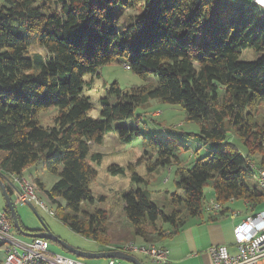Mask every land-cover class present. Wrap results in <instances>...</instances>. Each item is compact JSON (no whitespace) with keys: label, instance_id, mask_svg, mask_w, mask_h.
Here are the masks:
<instances>
[{"label":"trees","instance_id":"16d2710c","mask_svg":"<svg viewBox=\"0 0 264 264\" xmlns=\"http://www.w3.org/2000/svg\"><path fill=\"white\" fill-rule=\"evenodd\" d=\"M127 10L138 13L122 22ZM32 45L42 51L30 52ZM245 52L255 59H245ZM119 58L142 80L156 83L126 89L112 83L99 100V118H92L83 77ZM149 100L180 105L198 132L169 127L162 137L144 127L135 112ZM257 101H264V10L250 1L0 0V177L20 176L42 163L57 177L47 189L34 177L56 205L54 218L100 251L119 247H107L106 210L84 207L94 203L89 184L97 172L89 161L101 160L91 145L115 129L124 143L140 139L165 168L178 161L176 151L190 150L191 140L216 147L174 169L168 210L143 187L121 194L123 214L143 241L150 234L144 227L152 231L161 222L166 229L157 227L153 236H170L211 203L221 207L209 212L211 218L235 200L246 202L253 216L264 206V192L248 183L255 169H264V126L251 123L248 114ZM51 108L53 125H41L39 114ZM129 120V126H113ZM256 151L259 159L252 156ZM109 171L123 174L124 168ZM131 179L141 182L134 174ZM207 185L213 193L208 203ZM3 211L12 222L6 205Z\"/></svg>","mask_w":264,"mask_h":264},{"label":"rangeland","instance_id":"374dc122","mask_svg":"<svg viewBox=\"0 0 264 264\" xmlns=\"http://www.w3.org/2000/svg\"><path fill=\"white\" fill-rule=\"evenodd\" d=\"M137 13L138 11L136 10L123 11L120 13V19L122 22L127 21L130 15L133 16ZM36 51L42 50L37 45H32L30 47V52ZM243 57L245 59L252 60L255 59V54H253L252 52H245L243 54ZM123 62L124 60L122 58H119L113 63L101 66L95 74L85 75L83 77L82 94L88 97L91 102V108L88 111V115L92 118H99V100L100 98L106 96L105 90L112 83L116 82L118 86L122 89H126L131 85H139L146 81L156 83V80L153 78L148 80H142L139 76L131 72L129 70V66ZM248 112L249 121L251 123H256L257 126H264V101L254 102L252 105L249 106ZM55 114V108H51L41 112L39 114V120L41 125H53V116ZM135 114L139 120L144 119V122H146V125L144 127L149 129H155V131L158 133V136L164 137L163 129L169 127H175L174 129H181L185 132H198L197 126L194 125V123L192 124L186 120L184 111L180 107V105H169L159 102L157 100H149L145 105L137 108ZM131 122V120L124 122H115L113 123V126H129ZM232 136L233 139L235 138L236 141L237 137L234 136V134H232ZM191 142L192 144L190 150L186 151L180 149L179 151H176L175 154L177 155L178 161L173 162L170 166L166 168L157 165L156 154L140 139H133L130 143H124L118 139V134L115 132V129L106 132L100 144L91 145L92 151L101 154V160L99 164L89 161L97 172L96 177L89 184V189L91 191V195L94 198V203L85 205L84 207L89 210H92L95 207L106 210L108 214V231L106 237L108 241L107 247H124L129 246L131 244L140 245L142 244L141 241H143V238L135 235L134 229L132 228L131 224L127 222L126 218L123 216V201L121 197V194L123 192H127L130 189L135 188L136 186L143 187L150 192V199L153 202H155L158 206L162 207L164 210H168L171 204V198L169 193L176 191V187L174 185L173 180L174 169L176 167L183 166V164L190 166L196 158L203 157L207 155L210 150L216 148L211 144H204L202 142L200 143L199 141L197 142L191 140ZM252 156L255 159H259L261 153L256 151ZM111 166L123 167L124 173H111L109 171ZM33 170L38 174V178L39 176L41 177L43 188H49L52 182L57 179L56 176L48 173L43 168L42 163H37L33 167L30 166L26 168L23 171L22 175H20V177L34 181L36 183L34 177L37 176L33 175ZM133 174L140 177L141 182L135 183L131 179ZM248 183L251 186L257 185L255 175L254 177L248 179ZM37 186V197L42 201L47 202L48 200L45 198V195L39 188L38 184ZM203 193L206 202H210L213 198V195L212 189L209 185L204 187ZM0 195L2 198V193ZM55 199L59 203L63 204L58 197H56ZM4 201L5 200L3 198V202ZM54 206L56 208V205ZM35 207L38 211L39 207ZM0 208H2V205ZM14 208L17 215H20L23 219L29 221L33 219L38 222V219L35 217V215L28 206L15 205ZM240 210L245 212L244 208H241ZM206 214L207 213L204 212L202 216L205 217ZM20 216L19 218L21 219ZM206 220L207 218H204V221ZM157 227L161 228L162 230L166 229V225L161 222H158L156 228L152 231L149 226L144 227L147 232H150V234L147 235V238L151 240L152 236L155 235L154 233L156 232ZM63 228L67 231H70L69 228L65 225H63ZM164 232H162V236H166L168 234ZM72 237L74 238V236ZM75 237L78 240L85 242L89 248L91 247L93 249L94 246H96V244L91 241L85 240L83 238H78V236ZM149 242L146 243V245H158V243ZM50 246L55 249H58L56 247V244H50ZM58 250L60 251V249ZM61 253L64 255H69V253H66L64 251H61ZM127 253L132 254L131 252ZM134 254L138 256L136 252H133V255ZM97 259V261L105 260L104 258ZM95 260L96 258L89 259V261L91 262H94ZM116 262L119 264H132L131 262L121 259H116ZM146 263L149 264L148 262Z\"/></svg>","mask_w":264,"mask_h":264},{"label":"built area","instance_id":"2783aa9c","mask_svg":"<svg viewBox=\"0 0 264 264\" xmlns=\"http://www.w3.org/2000/svg\"><path fill=\"white\" fill-rule=\"evenodd\" d=\"M252 3L264 10V0H253ZM255 172L257 186L264 192V169H255ZM0 179L13 187L14 205H25L27 201H30L50 217H55L52 202L48 199L44 202L37 197L38 186L34 181L17 175H11L8 182L2 177ZM220 209L217 203H211L206 208L208 212ZM235 236L234 251H230L226 245H211L207 249L212 264H264V209L253 216L246 217L237 225ZM0 250L5 253V258L0 264H87L71 254L64 255L50 251L49 241L46 239L35 237L28 241L21 240L13 231L12 222L3 210L0 211ZM117 250L126 253L142 252L152 262H168L169 251L158 245L131 244L119 247ZM97 251H100L98 246ZM106 264L119 263L116 259H107Z\"/></svg>","mask_w":264,"mask_h":264},{"label":"crops","instance_id":"0c3cea01","mask_svg":"<svg viewBox=\"0 0 264 264\" xmlns=\"http://www.w3.org/2000/svg\"><path fill=\"white\" fill-rule=\"evenodd\" d=\"M246 1L252 2L253 0H246ZM33 175L38 177V174L35 171ZM39 178L41 180L40 176ZM4 184L5 186L7 185L6 182ZM10 188L12 192L11 194H9V196L11 200H13L15 198V192L12 186H10ZM1 193L2 192L0 189V194ZM3 198L4 196L1 198L0 195V207L2 205L0 211H2L6 205L5 201L3 202ZM212 201L213 198L211 199L210 202ZM223 208L224 210H226L223 215L220 216L216 215L213 218H211L213 214L209 213L208 211H205V213H207L208 215L206 214L205 217L202 216L200 219L195 218L196 220L192 219L188 221V223L185 224L179 231H177L174 234H171L170 236L167 235L158 236L157 238L152 236L151 240L149 239L150 241L149 243L152 242L158 243V246L164 247L169 251L167 263L152 262L142 252H136L138 256L135 254L134 255L138 258L139 261H141L142 264H147L146 262H148L149 264H212L211 257L207 253V249L211 245H226L230 251H234V244L236 242L235 228L237 225L243 222L246 217L252 214L251 213L252 209L250 210L246 202H243L241 200L227 202L226 204L223 205ZM241 208L242 209L244 208L245 212L240 210ZM262 209L263 206L259 207L256 210V212H259ZM38 214L41 217V220L44 222L45 226L48 228V230L62 241H65L69 245H72L73 247L83 251L97 252V246H94L93 249L91 247L89 248L85 242L80 241L75 237L78 235L64 229L63 228L64 224L62 225V223L59 222L56 218L50 217L48 214H46V212L42 211L41 209H38ZM123 216L125 217L124 214ZM204 218H207V220L204 221ZM20 221L25 227H29L31 229L41 230L42 228L40 222L39 221L37 222L33 219L29 221L21 217ZM16 235L18 238L24 241H28L31 239L29 237L21 236L19 234ZM72 236H74V238ZM78 238L81 237L78 236ZM141 242L142 244L140 245L142 246L148 243L146 241H141ZM50 244H56V247L60 249V251L58 249L51 247ZM49 250L59 254H62L61 251L67 253V251L56 241L55 242L49 241ZM131 253L133 255V252ZM4 258H5V253L3 250H0V263L4 260ZM77 258L86 262L87 264L107 263V259L103 261L102 260L97 261L98 259L96 258L94 262H91L89 261L88 258H80V257Z\"/></svg>","mask_w":264,"mask_h":264},{"label":"water","instance_id":"95a60500","mask_svg":"<svg viewBox=\"0 0 264 264\" xmlns=\"http://www.w3.org/2000/svg\"><path fill=\"white\" fill-rule=\"evenodd\" d=\"M8 182V179L5 177H2ZM0 189L1 192L4 196V200L6 203V206L8 207L10 211V215L12 218V225L13 228L16 230V232L25 237L29 238H43L49 241L57 242L59 243L66 251L67 253L75 256V257H80V258H88V259H95V258H104V259H121V260H126L128 262H131L132 264H142L141 261H139L134 255L119 251V250H110V251H97V252H88V251H83L78 248L73 247L72 245H69L65 241H62L59 239L57 236H55L52 232L48 230V228L45 226L44 222L41 220V217L38 214V211L36 207L30 202L27 201L25 203L26 206H28L35 217L38 219L40 222L42 228L41 230H35L31 229L29 227H26L27 229H23L21 226L23 225L15 212V205L13 204V201L11 200L10 196L7 193L6 186L4 182L0 179ZM22 224V225H21ZM24 226V225H23Z\"/></svg>","mask_w":264,"mask_h":264}]
</instances>
